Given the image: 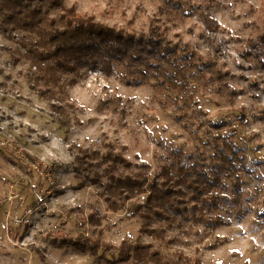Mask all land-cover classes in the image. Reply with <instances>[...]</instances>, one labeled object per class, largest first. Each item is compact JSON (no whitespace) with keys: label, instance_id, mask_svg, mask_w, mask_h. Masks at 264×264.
Here are the masks:
<instances>
[{"label":"rangeland","instance_id":"rangeland-1","mask_svg":"<svg viewBox=\"0 0 264 264\" xmlns=\"http://www.w3.org/2000/svg\"><path fill=\"white\" fill-rule=\"evenodd\" d=\"M170 1L180 7L166 0L64 5L135 34L154 23L172 44L214 62L211 74L188 79L192 95L176 100L153 81L128 85L129 67L115 61L107 71L66 72L53 60L38 68L30 49L44 47L36 45L40 34L0 14V264H107L101 256L117 259L123 249L129 258L117 264H174L180 256L264 264L263 0ZM229 134L233 169L219 162ZM78 148L111 149L129 165L93 159L81 169ZM217 164V182L200 192L191 175L190 183L177 179L194 166L211 180ZM125 177L138 182L134 189L118 183ZM153 180L171 192L153 193ZM78 235L97 236L107 248L91 256L59 242Z\"/></svg>","mask_w":264,"mask_h":264},{"label":"trees","instance_id":"trees-1","mask_svg":"<svg viewBox=\"0 0 264 264\" xmlns=\"http://www.w3.org/2000/svg\"><path fill=\"white\" fill-rule=\"evenodd\" d=\"M66 0H0V14L2 22L13 24L15 28L24 31H31L40 34L41 39L36 45H43L41 49L31 48L36 57L38 68L41 64L53 60L52 66L63 69L66 72H73L78 67H87L91 70L102 69L107 71L112 61L117 64H124L129 67L128 85L140 86L150 84L157 91H173L174 99L178 97L177 93L188 94L191 96L188 79H195L213 72L214 62L206 59L202 54L190 48L188 45L180 42H170L162 35L160 28L151 23L146 33H132L121 29L104 25L95 20L93 16H84L77 12L73 7L66 8ZM167 4L173 7H180L179 2L166 0ZM264 7V0H263ZM53 14L55 16L50 17ZM264 19V18H263ZM50 24L45 28V23ZM261 39L264 42V20ZM185 102V100H182ZM53 111L59 112L60 108L52 106ZM57 121L64 125V119L58 118ZM223 150L219 154V162L225 167L233 169L234 163L231 156H237V146L233 142L231 134L221 139ZM109 147V145H107ZM110 148V147H109ZM78 155L75 159L79 163H85L81 169H87L91 160L96 163H121L128 166L129 163L122 157L116 155L112 150H107L102 154L91 155L90 151L78 148ZM230 154V155H229ZM29 159L35 163L36 158L26 154ZM92 163V162H91ZM219 164L211 170V180L208 176L197 170L182 168L181 174L177 179L190 183L189 175L199 184H194V189L200 192L201 189L215 185L218 180ZM183 173V174H182ZM187 175V176H186ZM163 176L168 178V171ZM187 177V178H186ZM123 185V189H134L138 184L136 180L125 177L118 180ZM192 187L190 184H188ZM152 192L166 191L171 192L167 184L156 189L154 180L151 182ZM208 189V188H207ZM212 205V204H211ZM61 244L73 248L80 254L96 256L99 250L106 249L107 246L96 236L94 239L84 238L78 235L75 238H59ZM137 256L138 247L135 248ZM39 253V252H38ZM128 249H123L119 258H105L101 256L107 264H117L118 259L127 261L129 258ZM126 264V263H125ZM174 264H200L198 259H189L180 256Z\"/></svg>","mask_w":264,"mask_h":264}]
</instances>
